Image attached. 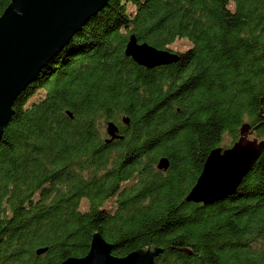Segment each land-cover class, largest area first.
<instances>
[{"label":"trees","instance_id":"trees-1","mask_svg":"<svg viewBox=\"0 0 264 264\" xmlns=\"http://www.w3.org/2000/svg\"><path fill=\"white\" fill-rule=\"evenodd\" d=\"M129 34L190 46L146 68L123 54ZM107 121L121 137L105 141ZM243 122L264 138V0H106L13 100L0 134V264L81 256L95 230L116 256L160 247L153 264H264V148L231 192L184 199L208 150Z\"/></svg>","mask_w":264,"mask_h":264},{"label":"water","instance_id":"water-1","mask_svg":"<svg viewBox=\"0 0 264 264\" xmlns=\"http://www.w3.org/2000/svg\"><path fill=\"white\" fill-rule=\"evenodd\" d=\"M105 3L106 0H8L0 13V134L19 91ZM123 54L146 68L174 62L179 56L168 48L138 42L133 34L128 35ZM65 113L72 117L69 110ZM121 121L127 123V118L123 116ZM105 132V141L121 137L112 121L105 123ZM248 132L249 124L243 122L238 137L230 145L208 150L194 183L184 195L185 200L205 204L235 188L264 148V138L248 137ZM167 165L165 156L155 162L157 169H165ZM44 249L39 247L35 252ZM110 250L111 243L95 230L85 254L67 256L57 264H153L161 248L147 244L121 256L111 254Z\"/></svg>","mask_w":264,"mask_h":264},{"label":"rangeland","instance_id":"rangeland-1","mask_svg":"<svg viewBox=\"0 0 264 264\" xmlns=\"http://www.w3.org/2000/svg\"><path fill=\"white\" fill-rule=\"evenodd\" d=\"M228 7L232 9L233 7V3L231 1H229L228 3ZM132 7L130 5H128V9H131ZM190 46V42L185 38V37H176L175 39H173V41H171L168 45H166V48L172 50V51H176V52H180L185 50L186 48H188ZM40 95H42V91H36L34 92L28 99V101H32V100H36ZM250 132V131H249ZM247 133L248 137H253L252 134ZM228 135H224L223 136V140L221 142V145L227 144L228 142ZM114 197H109L107 198L103 203L102 206L106 209H112L114 206V201H113ZM78 208L80 210H85L87 208V201L84 198H81L79 201V206Z\"/></svg>","mask_w":264,"mask_h":264},{"label":"flooded vegetation","instance_id":"flooded-vegetation-1","mask_svg":"<svg viewBox=\"0 0 264 264\" xmlns=\"http://www.w3.org/2000/svg\"><path fill=\"white\" fill-rule=\"evenodd\" d=\"M117 133H118V129H117ZM107 135V134H106Z\"/></svg>","mask_w":264,"mask_h":264}]
</instances>
